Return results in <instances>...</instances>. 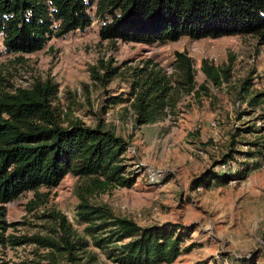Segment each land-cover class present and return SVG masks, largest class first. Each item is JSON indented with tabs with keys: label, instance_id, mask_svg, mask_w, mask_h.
<instances>
[{
	"label": "rangeland",
	"instance_id": "1",
	"mask_svg": "<svg viewBox=\"0 0 264 264\" xmlns=\"http://www.w3.org/2000/svg\"><path fill=\"white\" fill-rule=\"evenodd\" d=\"M94 8L93 0L88 26L51 36L34 51H6L0 33V73L13 86H27L35 78H51L57 83L52 104L64 122L76 117L93 125L101 117L106 127L123 137L131 184L113 186L88 198L140 225L176 224L185 233L179 246L190 242L191 246L161 264H264V100L258 105L247 102L252 92L264 90V43L249 34L199 38L184 35L162 43L100 39V17L94 14ZM175 50L189 56L196 91L179 88L172 112L153 123L134 124L129 101L125 100L133 69L146 62L177 78V72L172 71ZM202 58L226 65L227 80L219 85L204 83L206 91L198 87L204 79L199 69ZM106 63L117 66L113 76L106 82L91 77L92 67L100 74ZM246 78L250 82L247 94L242 87ZM111 95L118 100L109 102ZM249 151L253 154H246ZM228 152L232 157L227 156ZM224 155L228 158L222 162ZM247 162L251 165L241 179H213L206 187L190 184L208 169L228 170L233 177L232 172ZM149 167L158 175L149 176ZM82 181V177L68 172L54 186H39L37 190L46 192V200L31 209L26 205L33 197L32 190L4 202V218L14 223L5 233H37L59 241L61 229L41 215L53 208L69 221V238L82 235L83 224L75 216L74 194ZM87 250L95 251L93 264H120L98 248L88 246ZM76 252L80 254V250ZM78 261L64 255L62 249L35 242L0 244L2 264Z\"/></svg>",
	"mask_w": 264,
	"mask_h": 264
},
{
	"label": "trees",
	"instance_id": "2",
	"mask_svg": "<svg viewBox=\"0 0 264 264\" xmlns=\"http://www.w3.org/2000/svg\"><path fill=\"white\" fill-rule=\"evenodd\" d=\"M92 1L0 0L1 43L13 53L40 49L51 36L88 26ZM94 7V14L100 17V39L162 43L184 35L199 38L249 34L264 43V0H94ZM173 53L172 71L177 72V78L146 62L133 69L125 100L129 101L134 124L153 123L172 112L179 88L196 91L189 56L179 50ZM199 69L204 79L198 87L205 91L204 83L219 85L228 78L226 65L206 58L200 60ZM91 70V77L106 82L117 66L106 63L100 74L93 67ZM249 83V78L243 81L245 94ZM56 91L57 83L49 77L35 78L27 86H13L0 73V244L39 243L62 249L70 259L79 260L77 264L95 261V251L87 250L88 246L120 264L166 263L181 250H188L191 242L179 246L185 233L174 223L140 225L131 217L115 214L105 204L90 202L88 196L92 193L131 184L132 174L124 161L127 142L106 127L101 117L93 125L76 117L64 122L52 104ZM117 98L111 95L107 100L115 102ZM263 100L261 90L252 92L247 102L258 105ZM227 156L232 157L229 152ZM228 157L224 155L221 161ZM250 165L247 162L240 170L235 169L233 177L228 170L208 169L190 184L206 187L213 179H241ZM68 172L83 178L74 189L75 216L83 224L82 235L69 238V221L53 208L41 215L61 229L60 242L37 233H5L14 223L4 218V202L32 190L33 197L26 205L31 209L46 200V192L38 191V187L54 186Z\"/></svg>",
	"mask_w": 264,
	"mask_h": 264
},
{
	"label": "built area",
	"instance_id": "3",
	"mask_svg": "<svg viewBox=\"0 0 264 264\" xmlns=\"http://www.w3.org/2000/svg\"><path fill=\"white\" fill-rule=\"evenodd\" d=\"M221 166H222V164H221ZM147 174L149 175V176H154V175H158V172L157 171H155L154 169H152V168H148L147 169Z\"/></svg>",
	"mask_w": 264,
	"mask_h": 264
}]
</instances>
